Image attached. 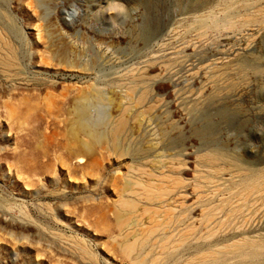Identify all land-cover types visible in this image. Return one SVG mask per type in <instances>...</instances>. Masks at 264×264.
Masks as SVG:
<instances>
[{
    "label": "rangeland",
    "instance_id": "obj_1",
    "mask_svg": "<svg viewBox=\"0 0 264 264\" xmlns=\"http://www.w3.org/2000/svg\"><path fill=\"white\" fill-rule=\"evenodd\" d=\"M74 2L0 0V264H264V0Z\"/></svg>",
    "mask_w": 264,
    "mask_h": 264
},
{
    "label": "clouds",
    "instance_id": "obj_2",
    "mask_svg": "<svg viewBox=\"0 0 264 264\" xmlns=\"http://www.w3.org/2000/svg\"><path fill=\"white\" fill-rule=\"evenodd\" d=\"M61 10V9H60ZM66 13L65 18L71 24L79 22L84 9L76 2L71 4L68 9H63ZM69 12L72 14L69 15ZM108 13L117 14V18L122 23H128L133 13L126 7L122 6L118 9L109 8ZM80 113L82 115L81 126L84 134L89 138V146L92 142L99 143L103 139V130L106 129L110 121V108L106 99L90 96L83 97L79 101Z\"/></svg>",
    "mask_w": 264,
    "mask_h": 264
},
{
    "label": "bare ground",
    "instance_id": "obj_3",
    "mask_svg": "<svg viewBox=\"0 0 264 264\" xmlns=\"http://www.w3.org/2000/svg\"><path fill=\"white\" fill-rule=\"evenodd\" d=\"M9 47H11V46H9ZM10 64V63H9ZM207 69V68H206ZM81 114V113H80ZM80 117L82 118V115H80ZM115 122V121H114ZM126 123V122H125ZM123 125V122H122V120H119V121H117L116 122V124H115V126L113 127V129H112V131H111V137L114 139V141L118 138V136H117V133H118V131L121 129V126ZM124 126V125H123ZM112 128V127H111ZM122 131V130H121ZM117 137V138H116ZM107 138V137H106ZM105 140V139H104ZM105 141H107V140H105ZM127 199V198H126ZM125 199V200H126ZM131 204V203H130ZM132 206V205H131ZM130 206V207H131ZM129 207V206H128ZM147 207V206H146ZM118 208V207H117ZM150 208V207H149ZM117 211V210H116ZM124 212V211H123ZM122 212V213H123ZM128 219V218H127ZM125 223V222H124ZM123 223V224H124ZM135 240V239H134ZM137 242V241H136ZM127 245V244H126ZM128 247H130V246H128ZM131 249V248H130ZM127 250V249H126ZM125 250V251H126ZM132 250V249H131ZM131 252V251H130Z\"/></svg>",
    "mask_w": 264,
    "mask_h": 264
}]
</instances>
